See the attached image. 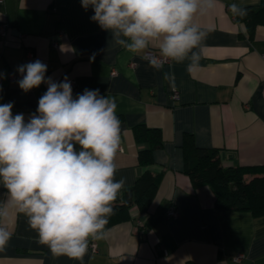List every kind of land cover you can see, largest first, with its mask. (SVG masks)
<instances>
[{
  "label": "crops",
  "instance_id": "obj_1",
  "mask_svg": "<svg viewBox=\"0 0 264 264\" xmlns=\"http://www.w3.org/2000/svg\"><path fill=\"white\" fill-rule=\"evenodd\" d=\"M233 2L261 0H218L212 13L197 17L210 31L200 69L190 75L185 64L167 62L157 71L114 46L80 0H0V21L9 25L5 43L0 35V104L12 102L13 114L26 120L36 112L47 85L23 92L17 67L37 59L47 65L46 78L75 81L74 97L85 89L113 97L121 121L116 179H125L124 189L140 172L133 126L156 127L162 135L151 165L160 180L146 217L131 206L129 218L107 226L106 239L92 241L96 251L89 247L83 264H264V215L216 208L211 188L193 185L183 171L186 132L198 146L217 148L223 166L264 163V24L248 34L228 12ZM167 71L175 74V88L163 80ZM171 207L176 217L166 216ZM7 226L13 235L0 264H80L54 258L23 215L12 214ZM238 252L240 261L232 258Z\"/></svg>",
  "mask_w": 264,
  "mask_h": 264
},
{
  "label": "clouds",
  "instance_id": "obj_2",
  "mask_svg": "<svg viewBox=\"0 0 264 264\" xmlns=\"http://www.w3.org/2000/svg\"><path fill=\"white\" fill-rule=\"evenodd\" d=\"M92 9L90 20L111 34L114 46L140 56L159 71L164 63L200 69L210 29L197 17L212 13L218 0H80ZM228 12L243 18L241 3ZM155 47L153 53L151 49ZM19 88L27 93L41 84L46 92L28 119L13 114V103L0 104V251L12 239L8 222L23 215L36 242L54 258L83 264L90 241L108 237L114 203L125 186L116 179L121 121L113 97L85 89L73 95L71 82L46 78L39 59L17 67ZM163 80L175 88L174 72Z\"/></svg>",
  "mask_w": 264,
  "mask_h": 264
},
{
  "label": "trees",
  "instance_id": "obj_3",
  "mask_svg": "<svg viewBox=\"0 0 264 264\" xmlns=\"http://www.w3.org/2000/svg\"><path fill=\"white\" fill-rule=\"evenodd\" d=\"M243 7L247 9V15L235 18L245 24L251 35L257 25L264 24V0L256 6ZM132 131L135 142L140 146L137 152L140 172L133 184L123 190L122 200L114 203V214L107 226L129 218L131 206L146 217L160 180V173L151 169L152 152L163 141L160 130L140 123L133 126ZM181 148L183 171L193 185L207 184L211 188L216 208L247 210L255 216L264 215V163L223 166L217 148L198 146L192 134L187 132L183 135Z\"/></svg>",
  "mask_w": 264,
  "mask_h": 264
},
{
  "label": "built area",
  "instance_id": "obj_4",
  "mask_svg": "<svg viewBox=\"0 0 264 264\" xmlns=\"http://www.w3.org/2000/svg\"><path fill=\"white\" fill-rule=\"evenodd\" d=\"M8 28H9V25L6 21H0V35L4 37V42L5 43V39H6V35H7V31H8ZM151 51L153 53H155V50H152ZM167 63V62H166ZM165 64V63H164ZM115 74V70H112L111 71V75H114ZM16 78V74L14 72H9L8 73V79L10 81H13L14 79ZM70 82H71V85H72V89H75L76 87V83L73 79H68ZM2 84V79H1V76H0V86ZM262 95H264V89H262ZM178 95H177V92L176 91H173L172 93V97L173 98H176ZM178 215V211L171 207L167 210L166 212V216L168 217H176ZM89 247L92 251H96V244L92 241L89 242ZM243 253L242 252H238L234 255H232V258L236 261H240L242 258H243Z\"/></svg>",
  "mask_w": 264,
  "mask_h": 264
}]
</instances>
